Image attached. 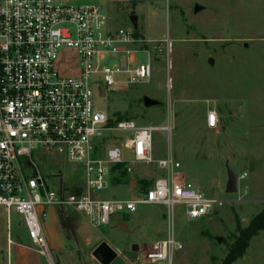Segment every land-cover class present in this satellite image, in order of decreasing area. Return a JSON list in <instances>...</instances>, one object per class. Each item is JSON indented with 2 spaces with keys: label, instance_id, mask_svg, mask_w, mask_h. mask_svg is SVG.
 <instances>
[{
  "label": "rangeland",
  "instance_id": "rangeland-1",
  "mask_svg": "<svg viewBox=\"0 0 264 264\" xmlns=\"http://www.w3.org/2000/svg\"><path fill=\"white\" fill-rule=\"evenodd\" d=\"M91 3L111 15L116 28L135 30L131 17L137 16L139 32L152 54V79L115 90H97L95 99L99 109L114 120L116 114H127L139 126L158 127L153 134L155 158L172 156L180 162L187 180L224 205L206 218L191 219L184 206L176 204L171 222L167 207L143 204L135 214L120 215L119 222L101 228H93L85 216H77L67 208H55V218L63 222L61 228L68 240H90L88 245H75L87 262L95 260L93 250L105 242L128 264H169L150 263L145 254L156 242L166 239L173 227L175 240L183 249L174 254L172 264H223L240 230L249 227L264 210V0H109L106 3L93 0ZM196 5L202 8L197 13ZM169 37L173 40L171 65L153 51L154 46ZM65 57L63 75L77 76L79 64L75 53ZM138 58L144 62L147 55L141 53ZM210 59L213 64L209 63ZM117 81L123 78L117 77ZM145 97L160 105L146 108ZM209 112L218 115L215 131L206 125ZM227 164L237 177L234 194L226 191ZM41 170L44 171L42 166ZM244 173L248 176L241 179ZM72 175L76 176L75 180L71 179ZM161 175L154 165H134L130 176L138 186L136 190L127 184L112 183L98 197L102 200L140 198L144 191L141 181H152ZM81 176L64 170L66 182H73V186L81 185ZM57 183L55 178L49 180L56 191ZM5 210L0 207V240L6 242ZM9 233L12 240L31 243L18 215H14ZM52 256L55 258L54 253ZM52 264L57 262L53 259ZM233 264H264V231L252 238Z\"/></svg>",
  "mask_w": 264,
  "mask_h": 264
},
{
  "label": "built area",
  "instance_id": "built-area-1",
  "mask_svg": "<svg viewBox=\"0 0 264 264\" xmlns=\"http://www.w3.org/2000/svg\"><path fill=\"white\" fill-rule=\"evenodd\" d=\"M158 44L153 47L156 56L171 65L172 38ZM72 52L78 75H63L62 62ZM141 53L147 55L144 62L138 58ZM152 75L147 42L136 40L134 30L114 27L112 16L100 6L0 0V207L22 219L33 247L48 264L53 256L45 224L52 208L73 210L93 228H101L115 217L135 214L143 204L167 207L171 222L176 204L191 219L206 218L224 205L187 180L172 156L155 158L153 134L158 127L117 122L99 109L97 90L148 83ZM218 122L216 112L207 114L210 130H217ZM137 164L154 165L163 175L140 198L98 197L119 177L117 167L130 176ZM65 169L80 173L81 185L68 184ZM54 178L57 191L49 184ZM182 249L172 227L145 258L172 264Z\"/></svg>",
  "mask_w": 264,
  "mask_h": 264
},
{
  "label": "crops",
  "instance_id": "crops-1",
  "mask_svg": "<svg viewBox=\"0 0 264 264\" xmlns=\"http://www.w3.org/2000/svg\"><path fill=\"white\" fill-rule=\"evenodd\" d=\"M58 1V0H56ZM60 1V0H59ZM93 0H63V3H70L77 6H98L91 3ZM103 3L109 2V0H101ZM117 2H127L129 0H116ZM74 2V3H73ZM132 180V177L129 176ZM136 190V189H135ZM59 210V209H58ZM6 211V225H7V240H0V264H46L45 259L38 254L32 243H27L23 240H12L10 237V230L13 224V218L15 214H10ZM57 212V210H56ZM55 208L50 209L49 219L45 224V233L48 238V243L51 248V252L55 254L53 259L57 264H100L95 260H87L78 253L75 249V245L84 243L90 244V240H68L67 236L62 231L61 225L63 222L55 218ZM58 213L61 218L62 215ZM62 213V212H61ZM77 216L78 213L74 212ZM114 222H119V217L113 219ZM20 224V223H19ZM21 225V224H20ZM11 239V240H9ZM6 243V247H5ZM100 245V244H99ZM7 248V249H6ZM94 251V250H93ZM93 253V252H92ZM123 258V257H122ZM84 260L86 262H84ZM128 264V263H127Z\"/></svg>",
  "mask_w": 264,
  "mask_h": 264
},
{
  "label": "trees",
  "instance_id": "trees-1",
  "mask_svg": "<svg viewBox=\"0 0 264 264\" xmlns=\"http://www.w3.org/2000/svg\"><path fill=\"white\" fill-rule=\"evenodd\" d=\"M134 37L136 40H142V41L145 40L142 37L141 33L139 32V28H137V30H134ZM116 116H117L116 119L117 122L131 119L130 117H128L127 114H122V115L116 114ZM117 168L120 170L119 177L115 178L113 183L127 184L131 187V179L127 174V172L125 170H122L123 168L121 167H117ZM141 184L143 186V190L146 191L152 185V181L142 180ZM263 231H264V210L252 221L249 227L240 230L239 236L235 240L232 247L230 248V251L226 259L224 260L223 264H233L234 261L237 258L241 257L242 254L245 252L252 238L256 236L257 233Z\"/></svg>",
  "mask_w": 264,
  "mask_h": 264
},
{
  "label": "water",
  "instance_id": "water-1",
  "mask_svg": "<svg viewBox=\"0 0 264 264\" xmlns=\"http://www.w3.org/2000/svg\"><path fill=\"white\" fill-rule=\"evenodd\" d=\"M202 8L198 5L195 6L194 11L195 13L199 12ZM131 22L135 30L138 28L137 24V16L133 15L131 17ZM210 64H213V59L209 60ZM144 106L146 108H150L153 106H158L160 103L156 100H153L151 98L145 97L144 100ZM227 170H228V183H227V193L234 194L237 192V177L231 170L230 166L227 164ZM131 189H137L135 180H131ZM130 217V216H127ZM120 228L126 229L123 224H118ZM135 250H138V246L135 247ZM92 256L100 263V264H127V262L113 249L111 248L107 243L103 242L99 246H97Z\"/></svg>",
  "mask_w": 264,
  "mask_h": 264
},
{
  "label": "flooded vegetation",
  "instance_id": "flooded-vegetation-1",
  "mask_svg": "<svg viewBox=\"0 0 264 264\" xmlns=\"http://www.w3.org/2000/svg\"><path fill=\"white\" fill-rule=\"evenodd\" d=\"M112 222H114V221H112Z\"/></svg>",
  "mask_w": 264,
  "mask_h": 264
}]
</instances>
